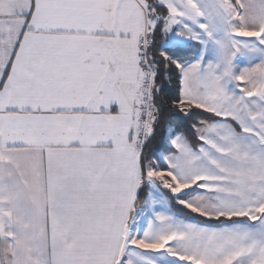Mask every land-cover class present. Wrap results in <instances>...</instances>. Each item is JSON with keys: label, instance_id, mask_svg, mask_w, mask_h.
<instances>
[{"label": "snow or ice", "instance_id": "obj_1", "mask_svg": "<svg viewBox=\"0 0 264 264\" xmlns=\"http://www.w3.org/2000/svg\"><path fill=\"white\" fill-rule=\"evenodd\" d=\"M0 264H264V0H0Z\"/></svg>", "mask_w": 264, "mask_h": 264}]
</instances>
